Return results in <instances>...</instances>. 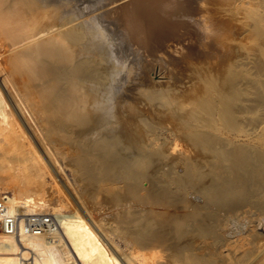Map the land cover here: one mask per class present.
I'll list each match as a JSON object with an SVG mask.
<instances>
[{
  "label": "bare ground",
  "instance_id": "6f19581e",
  "mask_svg": "<svg viewBox=\"0 0 264 264\" xmlns=\"http://www.w3.org/2000/svg\"><path fill=\"white\" fill-rule=\"evenodd\" d=\"M62 169L81 211L32 227ZM25 259L264 264V0H0V264Z\"/></svg>",
  "mask_w": 264,
  "mask_h": 264
},
{
  "label": "rangeland",
  "instance_id": "374dc122",
  "mask_svg": "<svg viewBox=\"0 0 264 264\" xmlns=\"http://www.w3.org/2000/svg\"><path fill=\"white\" fill-rule=\"evenodd\" d=\"M70 177L71 176H70L69 171L63 170V169L61 170L60 175H56L51 171L47 173L46 178H47L48 183H51L52 185H54L56 189L61 192L60 195H62V198L58 204L61 206L62 209L60 212L52 211L51 214L43 212L44 214H39V215L49 216L50 219L52 220L53 225H57L60 223L63 217V214L65 213L70 214V213H76V212L81 211L79 204H77V201L75 200L76 199L75 194L73 195L69 189L72 186ZM1 192L10 193L9 190H4V189H1ZM24 211L25 210L22 209L21 212H24ZM22 264H30V260L28 261L27 259H25Z\"/></svg>",
  "mask_w": 264,
  "mask_h": 264
},
{
  "label": "built area",
  "instance_id": "2783aa9c",
  "mask_svg": "<svg viewBox=\"0 0 264 264\" xmlns=\"http://www.w3.org/2000/svg\"><path fill=\"white\" fill-rule=\"evenodd\" d=\"M33 222L31 220H29V223L32 222V224H30L32 227H38L39 229L44 227L47 223H50V217L49 216H43V215H34L32 216Z\"/></svg>",
  "mask_w": 264,
  "mask_h": 264
}]
</instances>
